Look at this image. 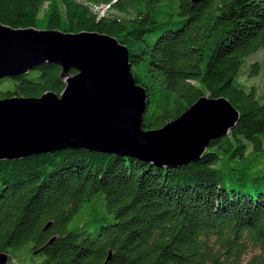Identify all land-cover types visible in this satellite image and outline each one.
I'll return each instance as SVG.
<instances>
[{
	"label": "trees",
	"instance_id": "16d2710c",
	"mask_svg": "<svg viewBox=\"0 0 264 264\" xmlns=\"http://www.w3.org/2000/svg\"><path fill=\"white\" fill-rule=\"evenodd\" d=\"M102 5L122 17L93 12ZM0 23L115 37L143 72L131 71L147 94L143 130L203 95L238 112L176 167L69 148L0 160L6 264L17 250L38 264H264V63L248 62L264 53V0H0ZM260 69L258 86L242 81ZM58 74L43 63L0 78V98L58 94Z\"/></svg>",
	"mask_w": 264,
	"mask_h": 264
},
{
	"label": "water",
	"instance_id": "95a60500",
	"mask_svg": "<svg viewBox=\"0 0 264 264\" xmlns=\"http://www.w3.org/2000/svg\"><path fill=\"white\" fill-rule=\"evenodd\" d=\"M43 63L59 68L63 88L58 94L0 98V160L69 148L176 167L196 161L238 119L225 97L203 95L160 128L143 130L146 90L135 82L127 47L115 37L0 23V78ZM7 260L0 253V264Z\"/></svg>",
	"mask_w": 264,
	"mask_h": 264
},
{
	"label": "rangeland",
	"instance_id": "374dc122",
	"mask_svg": "<svg viewBox=\"0 0 264 264\" xmlns=\"http://www.w3.org/2000/svg\"><path fill=\"white\" fill-rule=\"evenodd\" d=\"M93 10V12H95V13H97L98 15H100V16H102V15H105V16H107L108 14H110V13H112V14H117L116 12H114V11H110V10H108L107 8H106V6H104V5H102V6H100V7H96V8H93L92 9ZM117 16H119V17H122L121 15H119V14H117ZM154 37H155V33L154 32H152V33H149V34H147L146 35V37H144L145 38V40L147 41V42H149V43H151L152 41H153V39H154ZM144 42H139V44H143ZM260 50H263L264 51V49H260ZM252 55V54H251ZM250 56V55H249ZM262 58H264V53L263 52H258L256 55H254V56H252V57H250V58H248V62H254V61H257L258 60V62H260V64H261V68H262V63H264V59L262 60ZM246 59V61H247V58H245ZM260 60V61H259ZM246 63V62H245ZM245 65V64H244ZM243 65V66H244ZM138 66H131V71H132V73H136L137 72V74H140V75H143V72H138L139 70H138ZM241 78H242V81L244 82V83H246V84H254L255 86H258L259 85V77H260V74H261V69L259 70V72H258V75L256 76H253V77H246V75H244L245 74V72L243 71V72H241ZM143 79H145V78H143ZM7 85V82H6V80L5 81H3L2 83H0V87L2 88V87H4V86H6ZM146 110V109H145ZM147 111H149V106L147 107ZM28 254H24V252L23 251H19V250H17L14 254H13V257H11L10 259H9V261H8V263L7 264H38V258H33V259H30L28 256H27ZM8 258H9V256H8Z\"/></svg>",
	"mask_w": 264,
	"mask_h": 264
}]
</instances>
